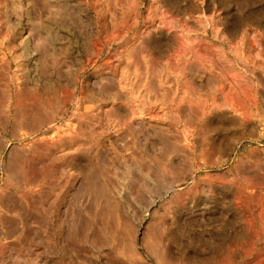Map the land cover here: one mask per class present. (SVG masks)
<instances>
[{
  "label": "rangeland",
  "instance_id": "rangeland-1",
  "mask_svg": "<svg viewBox=\"0 0 264 264\" xmlns=\"http://www.w3.org/2000/svg\"><path fill=\"white\" fill-rule=\"evenodd\" d=\"M0 264H264V0H0Z\"/></svg>",
  "mask_w": 264,
  "mask_h": 264
}]
</instances>
